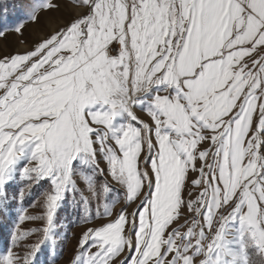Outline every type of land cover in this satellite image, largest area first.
Listing matches in <instances>:
<instances>
[{
	"label": "snow or ice",
	"instance_id": "obj_1",
	"mask_svg": "<svg viewBox=\"0 0 264 264\" xmlns=\"http://www.w3.org/2000/svg\"><path fill=\"white\" fill-rule=\"evenodd\" d=\"M68 2L0 56V211L42 187L0 264L45 246L54 264L67 200L95 224L69 264H264V0ZM59 8L31 3L13 30Z\"/></svg>",
	"mask_w": 264,
	"mask_h": 264
},
{
	"label": "rangeland",
	"instance_id": "obj_2",
	"mask_svg": "<svg viewBox=\"0 0 264 264\" xmlns=\"http://www.w3.org/2000/svg\"><path fill=\"white\" fill-rule=\"evenodd\" d=\"M34 2H39V0H0V31L4 32V35L0 36V56L25 53L31 50L37 40H42L49 33H53L57 28L62 27L64 23L72 18L73 14H79L78 10L74 9L68 0H55L56 3L60 4L59 10L41 12L38 23H26L22 34L16 33L13 30L15 25L23 19L28 5ZM138 114L141 119L148 121L149 118L145 114ZM101 167H105L103 162ZM23 183V181H18L9 189V195L11 196L17 191ZM46 187L47 185L43 186V188ZM80 187H85V184L81 182ZM41 191L42 187H36L31 191V195H26L23 198L22 204L19 201H13L8 212L0 211V254L4 253L5 247L9 243V233L22 210L26 209L28 215L37 214L36 209L30 207V205L40 195ZM120 208L121 205H117L114 211L119 212ZM131 211L132 208H129V212ZM55 219L57 231L60 233V240L54 246L55 255L58 257L54 264H69L76 252L78 239L87 227H93L95 224L82 223L81 213L71 200L64 202ZM95 223H103V221H96ZM39 226V222L25 221L20 227L22 230H27ZM37 238L36 235H33L29 242L34 243ZM124 255L126 253L118 258L116 264L123 261ZM38 264H52L47 246H45V251L38 256Z\"/></svg>",
	"mask_w": 264,
	"mask_h": 264
}]
</instances>
